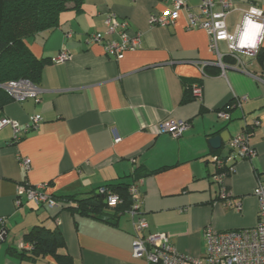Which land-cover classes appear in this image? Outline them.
I'll return each instance as SVG.
<instances>
[{
  "label": "crops",
  "instance_id": "crops-1",
  "mask_svg": "<svg viewBox=\"0 0 264 264\" xmlns=\"http://www.w3.org/2000/svg\"><path fill=\"white\" fill-rule=\"evenodd\" d=\"M231 1L236 9L226 16L229 31L250 5L264 14V0ZM198 2L186 0L192 8ZM170 5L171 0H82L79 12L62 11L56 28L25 41L38 59L50 60L63 47L70 55L65 62L43 66L35 83L37 100H10L0 107V119L21 125L41 117L18 141L9 125L0 128V217L7 230L0 264H59L50 255L29 261L9 254L8 247L18 248L35 225L60 231L65 246L58 252L68 255L71 264H145L131 252L138 216L147 223L143 235L165 232L173 247L191 258L204 254L205 227L224 231L255 225L253 189L257 181L264 185V25L259 57L241 55V65L223 59L224 70L209 64L203 75L196 62L212 61L214 55L207 33L187 28L184 10L173 25L149 23L151 15ZM109 13L141 33L140 46L119 58L105 54L101 44L86 43L89 34L104 31ZM67 31L73 35L64 39ZM220 48L225 50L223 42ZM194 84L201 88L200 99L187 90ZM234 95L246 100L228 111L229 119L219 118L217 111ZM166 119L190 127L176 138L152 133L151 127ZM254 121L259 124L253 126ZM243 130L255 151L252 158L228 144ZM221 133L223 141L213 148L209 140ZM214 154L232 166L221 182L214 178ZM18 157L29 159V171ZM23 183H47V194L77 198L98 186L139 183L138 215L123 211L110 223L38 206L24 197L17 205L16 189ZM222 188L230 205L220 198Z\"/></svg>",
  "mask_w": 264,
  "mask_h": 264
},
{
  "label": "built area",
  "instance_id": "built-area-1",
  "mask_svg": "<svg viewBox=\"0 0 264 264\" xmlns=\"http://www.w3.org/2000/svg\"><path fill=\"white\" fill-rule=\"evenodd\" d=\"M236 9L231 0H199L198 4L192 8L187 5L186 0H171L169 8L163 10L158 15H151L150 24H156L161 27L173 25L178 18L179 12H186L187 28L202 29L208 35V48L214 55L212 61H199L196 64L203 74V67L207 64H216L223 70L226 65L223 63L225 56L233 58L237 65L243 63L241 55L254 56L261 40L264 14L263 11L255 5H250L242 10V19L233 31L227 29L226 16ZM105 29L102 32H94L88 35L87 44H101L107 55L114 58L121 57L126 50H133L141 44V33L131 31L126 19H121L112 13L106 16L104 21ZM73 32L64 33V39H69ZM116 35L118 39L108 38ZM223 42L225 50H221L220 43ZM69 52L66 48H61L56 56L50 59L51 63L57 64L67 61ZM243 70V67L241 68ZM1 87L16 101L27 98L37 100L39 95L38 87L32 82L20 79L10 81ZM192 93L196 99L201 98V88L199 85H192ZM232 108H241L246 100L245 96H233ZM217 116L221 119H229V113L219 109ZM41 121L39 115L30 118V121L21 125L17 121L1 118L0 128L9 125L12 129L13 140L18 141L23 134L37 127ZM258 121L253 122V126L258 125ZM190 127L188 122L166 119L159 121L151 127L154 134H169L176 138L183 134ZM246 130L240 131L229 140V147L238 151L245 158H252L255 151L248 141ZM25 171L30 169V161L24 157H18ZM217 173L214 178L221 182L223 177L231 173L232 166H227L224 159L219 155L211 157ZM47 183L30 185L23 183L16 189L15 201L18 205L21 198L27 202L42 206L48 209L59 208L60 204L54 200L52 195L45 192ZM98 192L105 194V203L108 207H114L120 199L117 195L108 191L104 186L98 189ZM130 199V207L126 210L133 217L138 215L141 192L139 183H132L127 188ZM253 194L257 199V221L254 226L249 228H234L224 231L215 230L209 226L203 230V241L205 251L199 258H191L180 253L169 241V235L158 231L153 234L143 235L147 223L139 216L133 223L134 235L131 242V252L134 258L144 260L145 264H264V185L257 181ZM228 195L223 188L220 192V198L230 205ZM239 209V205H235ZM6 219L0 217V238L3 229H5ZM18 248L29 249V245L23 242L18 244Z\"/></svg>",
  "mask_w": 264,
  "mask_h": 264
},
{
  "label": "trees",
  "instance_id": "trees-1",
  "mask_svg": "<svg viewBox=\"0 0 264 264\" xmlns=\"http://www.w3.org/2000/svg\"><path fill=\"white\" fill-rule=\"evenodd\" d=\"M81 5L82 0H0V107L13 100L1 85L20 79L35 84L40 79L43 66L50 61L35 57L25 41L39 32L56 28L62 11L71 8L79 12ZM260 55L259 51L256 56ZM224 60L230 63L235 61L229 56L224 57ZM208 65L203 67V75L206 74ZM187 90L192 92V86L187 85ZM232 106L233 99L227 101L220 109L228 112ZM129 185H103L120 199L114 207H108L104 202L105 194L98 192L101 186L86 197L77 198L75 195L52 197L60 204L58 211L68 209L72 214L77 213L112 223L114 217L130 207L127 192ZM107 209L112 211L108 212ZM22 242L28 244L30 248L8 247L9 254L29 261L50 255L59 264L72 263L68 255L58 252L65 243L57 228L35 225L23 234Z\"/></svg>",
  "mask_w": 264,
  "mask_h": 264
},
{
  "label": "water",
  "instance_id": "water-1",
  "mask_svg": "<svg viewBox=\"0 0 264 264\" xmlns=\"http://www.w3.org/2000/svg\"><path fill=\"white\" fill-rule=\"evenodd\" d=\"M221 141H223V135H222V133L219 134L218 136L212 137V138L209 140V142H210V144H211V146H212L213 148H219V146H220V142H221ZM104 202H105V201H104ZM6 235H7V230H6V228H5V229H3V231H2L1 238H0V243H1L3 240L6 239Z\"/></svg>",
  "mask_w": 264,
  "mask_h": 264
}]
</instances>
